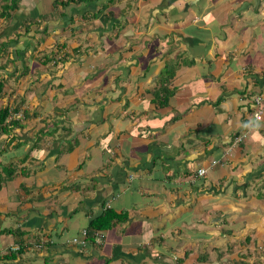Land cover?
<instances>
[{"label":"crops","instance_id":"obj_1","mask_svg":"<svg viewBox=\"0 0 264 264\" xmlns=\"http://www.w3.org/2000/svg\"><path fill=\"white\" fill-rule=\"evenodd\" d=\"M65 2L0 19V264H264V0Z\"/></svg>","mask_w":264,"mask_h":264},{"label":"trees","instance_id":"obj_2","mask_svg":"<svg viewBox=\"0 0 264 264\" xmlns=\"http://www.w3.org/2000/svg\"><path fill=\"white\" fill-rule=\"evenodd\" d=\"M65 1H66L65 5H70L71 3H74V4L87 3V2L90 3V2H93L96 0H65ZM113 1L114 0H108L109 3L113 2ZM2 2H3V5L1 6L2 11L0 12V19L1 18L6 19V18H9L11 16V14L17 9V7L19 5V0H2ZM52 5L56 6V5H60V4L55 1V2H53ZM25 27L27 28L26 24H25ZM0 49H3V43H0ZM2 89H3V84L0 83V93H1ZM12 114L25 115V114H23L19 105H16V106L3 105L0 107V135L9 134V132H11L14 128H22V126H21L22 119L10 120V117L12 116ZM23 117L26 118L27 116L25 115ZM71 150H72V148L70 146L67 148L66 152H70ZM218 164H216V165H218ZM212 166H215V165H212ZM2 171L4 173V176H3V178L0 177V182L1 181L5 182L10 178V175H9V172H7V168L5 169L3 167ZM123 217H125V215L119 216V215H116L114 211L109 210V209H105V211L102 213L101 216H99L98 218H95L89 222V226L87 227V234H88L86 237L87 242L89 240L91 243H94L93 242V236H91L93 232H96V231L104 232V230L108 229L110 227V225H112V221L121 220ZM15 234L18 235L17 233H15ZM80 237H81V235H80ZM80 237H75V238H80ZM75 238H73V239H75ZM71 240H69V241H71ZM73 246H76V245H73ZM97 246H99V245H97ZM21 252H22V249L18 252H15V253H21ZM7 257L8 256H3L2 258L0 257V262L2 261V259H7Z\"/></svg>","mask_w":264,"mask_h":264},{"label":"built area","instance_id":"obj_3","mask_svg":"<svg viewBox=\"0 0 264 264\" xmlns=\"http://www.w3.org/2000/svg\"><path fill=\"white\" fill-rule=\"evenodd\" d=\"M261 102H262V99L261 97H255L254 99V104H255V111L253 113V119L255 121H259L262 119V115H263V109H262V105H261ZM17 119H22L20 115H17L16 116ZM249 132L247 131H244L242 134L238 135L235 137L234 139V144H238L242 141L245 140V138H247ZM229 155V151H226L223 153V157L227 159ZM219 162L217 161H213L211 163V165H216L218 164ZM206 173V169H199L196 173L195 176H198V177H201V176H204ZM87 230H83L82 233H81V237L80 238H75V239H72L71 241H68L67 243L70 244V245H77V246H84V244H86L87 242ZM93 236V242L95 245H101V234L100 232H93L92 235ZM42 243H39V244H34L33 245V248H36V249H39L41 248V245ZM19 250V246L18 245H10L6 250L5 252H15V251H18Z\"/></svg>","mask_w":264,"mask_h":264},{"label":"rangeland","instance_id":"obj_4","mask_svg":"<svg viewBox=\"0 0 264 264\" xmlns=\"http://www.w3.org/2000/svg\"><path fill=\"white\" fill-rule=\"evenodd\" d=\"M21 1V3L22 4H25L26 6H32L33 4H36V6H40V5H43V6H48L49 5V7H50V4L52 3V1L53 0H19V2ZM1 2H0V12L2 11L1 10ZM35 6V8H37ZM34 7V6H33ZM39 20V19H38ZM40 22H42V20L40 21ZM39 23V22H38ZM39 26V25H38ZM50 29V28H49ZM48 29V33L50 34L51 33V31ZM0 32H2L1 31V29H0ZM43 32L42 33H39V34H37L38 35V38H34L35 40L33 41L34 42V46H36V45H38L39 43H41L43 40H45V39H47L48 37L46 36H43ZM16 37H18V35L16 34L15 35V33H13L12 34V38H7L8 40H14ZM0 38H1V35H0ZM30 39H32V38H30ZM6 47V46H5ZM14 47V46H13ZM13 47H12V49H13ZM7 49V48H6ZM83 50V49H82ZM84 51V50H83ZM0 52L2 53V52H4V53H6L7 51L5 50V48H3V49H0ZM8 57V56H7ZM48 58H49V56H48ZM34 60H35V62L37 63V64H39L40 63V60H41V63H42V59H40L39 60V56L38 57H36V58H34ZM49 61V60H48ZM174 62V61H173ZM34 63V62H33ZM177 64H174V66H176ZM22 68H24V69H26L25 68V66L22 64V66H21ZM27 68H29V65L27 64ZM32 72H33V70H32ZM7 81V80H6ZM6 85H8V86H10L12 89H9L8 91H7V88L5 87V89H4V87H3V90H5V92L7 91V92H10V93H12V91L13 90H18L19 89V86L18 85H15V83H11V84H9V80L7 81V83H6ZM12 85L14 86V87H12ZM70 90H73V89H70ZM24 100L25 102L23 103V107L22 108H24L25 109V107L26 108H28V110L30 111V108L33 110V109H38V102L36 103V102H30L29 101V97L27 96L26 98L25 97H22V98H18V99H16V102L17 103H20V102H18L17 100ZM6 102V101H5ZM8 103H11L12 104V102L11 101H8ZM33 105L32 107H30L29 108V105ZM226 263L227 264H229V262L228 261H226Z\"/></svg>","mask_w":264,"mask_h":264},{"label":"clouds","instance_id":"obj_5","mask_svg":"<svg viewBox=\"0 0 264 264\" xmlns=\"http://www.w3.org/2000/svg\"><path fill=\"white\" fill-rule=\"evenodd\" d=\"M254 99H255V98H254ZM17 115H20V116H21V118H22V121H21V122H23V120H24L23 115H22V114H17ZM17 115L12 114V116L10 117V120H20V119H17V118H16ZM259 121H260V120H259ZM237 136H238V135H237ZM247 137H248V136H247ZM234 139H235V138H234ZM246 139H247V138H245V140H246ZM245 140H244V141H245ZM244 141H242V142H244ZM242 142H240V143H242ZM233 143H234V142H233ZM225 152H226V151H225ZM2 178H3V177H2ZM50 240H51V239H50ZM50 240H45L46 242H43V241L39 240V241H37L36 243H34V244L42 243V244H41L42 246H41V248H39V249L33 248V245H34V244H32L31 246H24V247H22L21 245H19V244H17V243H16V244H11V245H18V246H19V250H18V251H20L21 249H22V250H24V249H26V250H27V249H36V250H40V249H42V247L44 246V244H45V245H47V244H51L52 242H51ZM68 241H69V240L66 241V244H68V243H67ZM9 246H10V245H9ZM9 246H8V247H9ZM8 247H7V248H8ZM78 247H81V246H78ZM7 248H6V249H7ZM6 249H5V250H6ZM5 250H4V252H2V255H3V256L8 255V254H12V253H15V252H18V251H15V252H5ZM2 255L0 256L1 258L3 257ZM2 260H4V259H2Z\"/></svg>","mask_w":264,"mask_h":264}]
</instances>
